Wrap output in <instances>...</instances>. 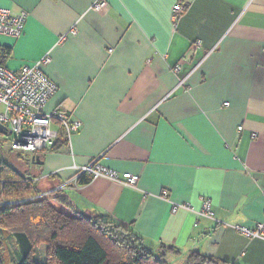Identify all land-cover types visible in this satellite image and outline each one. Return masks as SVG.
Masks as SVG:
<instances>
[{"label":"crops","instance_id":"0c3cea01","mask_svg":"<svg viewBox=\"0 0 264 264\" xmlns=\"http://www.w3.org/2000/svg\"><path fill=\"white\" fill-rule=\"evenodd\" d=\"M97 1L0 0L27 13L19 37L0 35L4 64L18 70L48 53L41 69L57 90L43 111L59 107L81 122L56 150L29 154L32 167L20 173L86 216L129 225L152 248L177 247L169 264L190 251L264 264V241L233 228L264 220V0H106L104 10ZM176 3L185 10L175 22ZM93 161L139 180L82 175L80 184V167ZM203 199L213 218L200 215ZM5 236L21 262L27 236Z\"/></svg>","mask_w":264,"mask_h":264},{"label":"trees","instance_id":"16d2710c","mask_svg":"<svg viewBox=\"0 0 264 264\" xmlns=\"http://www.w3.org/2000/svg\"><path fill=\"white\" fill-rule=\"evenodd\" d=\"M9 55L10 49L0 48V63L4 64ZM62 137L50 151L58 148ZM88 181L85 176L78 178L80 184ZM50 200L69 208L72 215L55 209ZM9 231L24 233L30 243L27 255L19 263L9 258L5 236ZM42 244L46 248L44 260L40 261ZM179 252L173 245L152 248L129 225L103 214L86 216L72 209L60 191L42 195L13 166L4 164L0 168V264H169L167 256ZM184 264L227 263L190 251Z\"/></svg>","mask_w":264,"mask_h":264},{"label":"built area","instance_id":"2783aa9c","mask_svg":"<svg viewBox=\"0 0 264 264\" xmlns=\"http://www.w3.org/2000/svg\"><path fill=\"white\" fill-rule=\"evenodd\" d=\"M106 0H98L94 7L104 10ZM185 8L180 3L173 6V20L181 17ZM27 13L20 11L13 14L9 9L0 7V35L19 37L24 29ZM64 35L59 41L64 39ZM195 46H200L197 41ZM50 60L45 53L38 61L30 65H23L18 70H12L0 63V150L8 149L24 154L37 155L49 151L59 136L68 140L78 131L81 122L71 119L70 115L59 107L48 112L43 108L48 99L57 90V84L45 75L41 66ZM179 66L174 67L178 71ZM5 139H4V138ZM102 176L120 181L129 186H136L139 176L130 172L120 175L110 169L104 168L97 161L80 167L79 176ZM167 193L162 192L165 197ZM176 206L173 207V210ZM200 215L213 218V212L208 199H203ZM233 228L248 238H258L264 241V220L254 227L234 225Z\"/></svg>","mask_w":264,"mask_h":264},{"label":"rangeland","instance_id":"374dc122","mask_svg":"<svg viewBox=\"0 0 264 264\" xmlns=\"http://www.w3.org/2000/svg\"><path fill=\"white\" fill-rule=\"evenodd\" d=\"M4 138V137H3ZM5 139V138H4ZM4 164H9L16 168L19 172H23L26 167H32V162L29 159V154H24L16 151H10L8 149L0 150V168ZM175 261H171L170 264H183L184 261H181L179 257H174Z\"/></svg>","mask_w":264,"mask_h":264},{"label":"water","instance_id":"95a60500","mask_svg":"<svg viewBox=\"0 0 264 264\" xmlns=\"http://www.w3.org/2000/svg\"><path fill=\"white\" fill-rule=\"evenodd\" d=\"M0 131H3V127L0 125ZM34 158H39L38 156H35Z\"/></svg>","mask_w":264,"mask_h":264}]
</instances>
